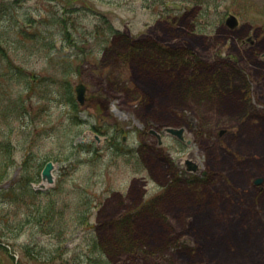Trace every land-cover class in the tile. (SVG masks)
Returning a JSON list of instances; mask_svg holds the SVG:
<instances>
[{"label": "rangeland", "instance_id": "374dc122", "mask_svg": "<svg viewBox=\"0 0 264 264\" xmlns=\"http://www.w3.org/2000/svg\"><path fill=\"white\" fill-rule=\"evenodd\" d=\"M67 1L69 41L52 24V47L18 48L42 82L10 85L5 105L23 103L0 116L15 162L1 186L26 158L53 161L32 185L61 218L48 233L0 196V264H264V0H3L0 17Z\"/></svg>", "mask_w": 264, "mask_h": 264}, {"label": "trees", "instance_id": "16d2710c", "mask_svg": "<svg viewBox=\"0 0 264 264\" xmlns=\"http://www.w3.org/2000/svg\"><path fill=\"white\" fill-rule=\"evenodd\" d=\"M3 0H0V6ZM7 1V0H5ZM189 3L198 4L202 0H188ZM71 2L67 1L66 6H61L56 10H50L45 15L40 16L38 19H34L32 15L25 11L22 15L18 12H4L5 18L8 23L4 24L0 17V77H3V81H0V116L5 115V119L10 123V115L18 110L23 103L22 94H17L18 101H14L12 104L5 105L6 100L9 98L10 85L14 83H25L26 88L30 92L37 82H42L40 77L33 71H27L18 59L16 52L19 47H27L28 42H38L45 47H52L51 41H49L46 31L52 24L56 25V31L61 36V39L70 37V33L67 26V13L72 11ZM89 7L90 5H85ZM0 7V13H1ZM107 30L110 36L117 33L112 25L108 24ZM72 40V39H71ZM69 41V40H68ZM16 45V46H12ZM32 47V45H31ZM61 50V49H59ZM52 55V54H51ZM50 55L51 62L56 61V58ZM69 70V69H68ZM39 77V79H38ZM45 77V76H43ZM62 86L67 89L69 93L68 100L75 105L71 97L70 84L68 79H61ZM28 85V87H27ZM9 94V95H8ZM7 97V98H6ZM22 102V103H21ZM24 110L27 112L26 107L23 105ZM11 131V129L9 130ZM9 132L5 133L0 129V196L5 198L9 202L17 203V207L32 206V213L26 212V220L34 221L38 226L48 233L53 231L52 223L57 221L58 211L55 209L56 199L52 197L54 193L52 190H38L32 188V182H38L40 180V168L41 164L34 165L30 162V158H26L22 165L19 176L12 182L8 183V186H1L3 181L7 180L9 167L14 165L13 150L14 145L11 140ZM61 218V217H60ZM63 221V220H62ZM61 221V223H62Z\"/></svg>", "mask_w": 264, "mask_h": 264}, {"label": "water", "instance_id": "95a60500", "mask_svg": "<svg viewBox=\"0 0 264 264\" xmlns=\"http://www.w3.org/2000/svg\"><path fill=\"white\" fill-rule=\"evenodd\" d=\"M226 23L229 24L230 26H234L236 24V18L234 17V15H229L226 19ZM75 90H76V94H77V98L80 102H83L84 100V92H85V86L83 84H77L75 86ZM171 132H175L173 129H168ZM180 133V130L177 131V134ZM53 168V163L52 161H48L46 162V164L44 165L41 174H42V178L43 179H47L48 182L52 181V173H51V169ZM260 178L255 179V182H259Z\"/></svg>", "mask_w": 264, "mask_h": 264}, {"label": "flooded vegetation", "instance_id": "af4514ba", "mask_svg": "<svg viewBox=\"0 0 264 264\" xmlns=\"http://www.w3.org/2000/svg\"><path fill=\"white\" fill-rule=\"evenodd\" d=\"M224 132H226V130H225ZM224 132H223V133H224Z\"/></svg>", "mask_w": 264, "mask_h": 264}]
</instances>
